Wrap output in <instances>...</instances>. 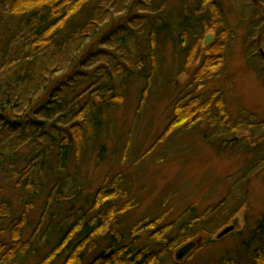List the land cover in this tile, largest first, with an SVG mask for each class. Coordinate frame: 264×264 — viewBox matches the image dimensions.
Instances as JSON below:
<instances>
[{"label": "trees", "instance_id": "1", "mask_svg": "<svg viewBox=\"0 0 264 264\" xmlns=\"http://www.w3.org/2000/svg\"><path fill=\"white\" fill-rule=\"evenodd\" d=\"M196 1L191 7L188 0H0V264H160L165 253L201 234L194 219L192 227L170 238L173 227L149 217L125 233L119 216L133 205H113L126 194L117 182L94 193L89 218L81 214L65 227L43 230L47 209L64 200L61 176L67 165L82 157L88 141L104 149L98 136L110 107L122 101L132 75L145 73L148 83L158 75L161 44H172L174 58L184 55L186 69L198 63L196 82L221 75L234 32L218 0ZM241 1L239 12L256 16L252 4ZM127 26L142 34L145 54L136 47L122 50ZM147 94L146 87L142 100ZM215 100L226 120L225 103L215 93L206 101L185 97L158 142L204 119ZM37 199L42 213L25 240L29 213L21 205ZM226 203L201 216L219 223L218 232L233 220ZM145 233L158 249L133 246ZM254 234L263 252L257 262L264 264V215ZM206 238L204 244L212 241ZM99 240L108 246L99 247Z\"/></svg>", "mask_w": 264, "mask_h": 264}, {"label": "rangeland", "instance_id": "2", "mask_svg": "<svg viewBox=\"0 0 264 264\" xmlns=\"http://www.w3.org/2000/svg\"><path fill=\"white\" fill-rule=\"evenodd\" d=\"M188 1L191 7L197 6L196 0ZM218 1L234 32L224 48L221 75L196 82L192 73L198 63L193 71L186 69L184 55L174 58L172 44H161L158 75L150 83L145 73L132 75L122 101L110 107L98 136L104 149L88 141L82 157L67 165L61 176L64 200H55L47 209L44 231L48 226L52 230L65 227L81 214L89 215L94 193L104 185L110 190L117 182L126 194L113 205H133L119 216L125 233L144 217L159 219L160 227L172 226L170 238L182 228L192 227L194 219L201 223V234L185 245L192 248L183 256L181 247L175 248L163 255L160 264H259L257 254L262 247L253 236L264 215V0H246L252 4L254 17L239 12L244 3L241 0ZM127 29L130 36L122 50H140L144 46L142 34L138 29ZM209 33L215 34L206 31ZM212 35L207 40L211 41ZM142 50L138 52L145 54ZM147 66L152 68L149 60ZM146 87L148 94L142 100ZM214 93L225 103L226 120L221 118L215 100L204 119L184 127L164 143L158 142L179 101L185 97L206 101ZM237 126L244 128L234 130ZM224 201L225 208L233 211L231 223L235 221L237 229L216 239L220 224H210L209 218L201 216ZM29 202L31 206L21 205L29 213L25 240L33 234L42 213V200ZM150 234L145 233L133 246L158 249ZM206 236L212 241L204 244ZM107 241L99 240V247H107Z\"/></svg>", "mask_w": 264, "mask_h": 264}, {"label": "water", "instance_id": "3", "mask_svg": "<svg viewBox=\"0 0 264 264\" xmlns=\"http://www.w3.org/2000/svg\"><path fill=\"white\" fill-rule=\"evenodd\" d=\"M236 225H235V221H233L230 225L226 226L225 228H223L217 235H216V239H222L225 236L229 235L230 233H232L233 231H235ZM181 255V254H180Z\"/></svg>", "mask_w": 264, "mask_h": 264}]
</instances>
